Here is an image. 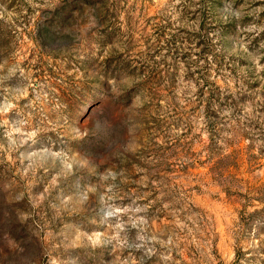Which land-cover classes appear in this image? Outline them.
Here are the masks:
<instances>
[{
	"label": "rangeland",
	"instance_id": "1",
	"mask_svg": "<svg viewBox=\"0 0 264 264\" xmlns=\"http://www.w3.org/2000/svg\"><path fill=\"white\" fill-rule=\"evenodd\" d=\"M0 264H264V0H0Z\"/></svg>",
	"mask_w": 264,
	"mask_h": 264
}]
</instances>
